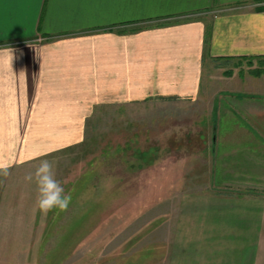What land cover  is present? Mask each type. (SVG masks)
<instances>
[{
    "label": "crops",
    "instance_id": "obj_1",
    "mask_svg": "<svg viewBox=\"0 0 264 264\" xmlns=\"http://www.w3.org/2000/svg\"><path fill=\"white\" fill-rule=\"evenodd\" d=\"M263 59L264 0H0V150L77 142L94 109L194 99L205 62ZM262 134L226 135L228 151L249 155ZM242 172L249 185L224 187L264 188ZM176 206L159 226L166 264H264V194Z\"/></svg>",
    "mask_w": 264,
    "mask_h": 264
},
{
    "label": "rangeland",
    "instance_id": "obj_2",
    "mask_svg": "<svg viewBox=\"0 0 264 264\" xmlns=\"http://www.w3.org/2000/svg\"><path fill=\"white\" fill-rule=\"evenodd\" d=\"M261 101L264 59L216 60L205 62L194 99L99 107L77 142H3L0 158L13 166L0 177V264H166L169 229L159 226L179 198L264 194L224 187L249 185L243 170L264 177V141L252 139L249 155L226 141L264 136V118L252 114L264 112ZM45 159L71 196L67 211L46 216L25 180Z\"/></svg>",
    "mask_w": 264,
    "mask_h": 264
},
{
    "label": "clouds",
    "instance_id": "obj_3",
    "mask_svg": "<svg viewBox=\"0 0 264 264\" xmlns=\"http://www.w3.org/2000/svg\"><path fill=\"white\" fill-rule=\"evenodd\" d=\"M13 162L0 158V177L6 178L10 174ZM26 181H35L37 186L36 209L47 215L54 209L60 212L67 211L71 202V196L64 194V188L55 178L53 164L48 160H41L34 173L25 176Z\"/></svg>",
    "mask_w": 264,
    "mask_h": 264
}]
</instances>
